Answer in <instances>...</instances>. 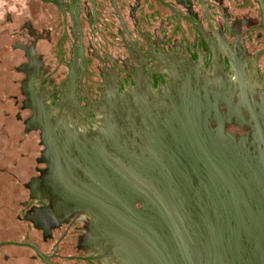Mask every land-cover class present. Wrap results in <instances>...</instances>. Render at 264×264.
I'll list each match as a JSON object with an SVG mask.
<instances>
[{
  "label": "flooded vegetation",
  "instance_id": "flooded-vegetation-1",
  "mask_svg": "<svg viewBox=\"0 0 264 264\" xmlns=\"http://www.w3.org/2000/svg\"><path fill=\"white\" fill-rule=\"evenodd\" d=\"M2 7L36 141L0 264H264V0Z\"/></svg>",
  "mask_w": 264,
  "mask_h": 264
},
{
  "label": "rangeland",
  "instance_id": "rangeland-1",
  "mask_svg": "<svg viewBox=\"0 0 264 264\" xmlns=\"http://www.w3.org/2000/svg\"><path fill=\"white\" fill-rule=\"evenodd\" d=\"M3 7L0 13L3 15ZM0 15V20L2 18ZM6 40L0 32V241H20L22 235L13 234L12 213L17 208L21 184L30 173L31 135L21 132V125L14 119L18 111L12 96L18 92L9 78L12 70L7 67L8 50L4 47ZM17 247H2L0 254L12 255ZM12 259H9L10 264Z\"/></svg>",
  "mask_w": 264,
  "mask_h": 264
},
{
  "label": "water",
  "instance_id": "water-1",
  "mask_svg": "<svg viewBox=\"0 0 264 264\" xmlns=\"http://www.w3.org/2000/svg\"><path fill=\"white\" fill-rule=\"evenodd\" d=\"M31 139H32V148H31V164H30V167L33 165V159H34V156H35V153H34V149H35V146H34V144H35V141L36 140H34L33 139V136H31ZM8 244V243H7ZM9 244H11V245H16V246H25V247H29V248H31L32 250H34L36 253H37V255L46 263V264H50L49 263V261L47 260V258L44 256V255H42L39 251H37L35 248H33L32 246H30V245H28V244H19V243H9ZM160 257V256H159ZM141 259H142V264H150L149 262H146L147 261V259H146V256H145V254H143V257H141ZM161 263L162 264H173L171 261H170V259L169 258H163V261H161ZM127 264V263H126ZM218 264H222V261H221V259H219V262H218Z\"/></svg>",
  "mask_w": 264,
  "mask_h": 264
},
{
  "label": "clouds",
  "instance_id": "clouds-1",
  "mask_svg": "<svg viewBox=\"0 0 264 264\" xmlns=\"http://www.w3.org/2000/svg\"><path fill=\"white\" fill-rule=\"evenodd\" d=\"M5 3V0H0V6H3V4ZM10 11H16L15 7H11ZM0 15H2V13H0Z\"/></svg>",
  "mask_w": 264,
  "mask_h": 264
}]
</instances>
